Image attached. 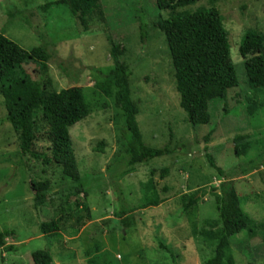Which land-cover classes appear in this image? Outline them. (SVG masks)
<instances>
[{
  "label": "rangeland",
  "instance_id": "obj_1",
  "mask_svg": "<svg viewBox=\"0 0 264 264\" xmlns=\"http://www.w3.org/2000/svg\"><path fill=\"white\" fill-rule=\"evenodd\" d=\"M54 1L0 0V32L24 50L41 45L50 53L46 76L53 90L81 88L88 113L68 129L80 184L67 181L52 162L20 155L0 96V230L13 232L4 242L15 247L0 249V264H34L35 250L47 251L49 264H171L159 244L174 252L178 264H201L217 241L206 233L220 230L219 187L229 179L241 209L264 224V88L247 85L237 51L245 31L264 33V0H219L214 5L227 31L238 84L227 90L226 111L221 101H214L209 122L196 126L178 105L168 50L156 27L167 11L158 10L153 0H99L103 21L91 19L82 30L64 5L43 10ZM208 6L199 1L187 9ZM111 45L117 48L118 61L131 69L124 81L143 143L153 148L168 143L169 155L126 164L114 87L109 95L96 88L112 67ZM24 68L33 81L39 79L33 64ZM34 118L33 147L49 156L38 111ZM237 144H245L246 152L236 157ZM206 153L222 174L208 166ZM161 168L167 169L162 178ZM148 178L162 202L137 209ZM31 181L45 182L46 187L33 191ZM40 193L44 201L35 205ZM191 194L196 202L188 216L181 197ZM128 209L132 211L117 214ZM51 220L57 222V231L42 234L40 224ZM226 253L233 264H260L264 242L260 236L246 239L238 233L229 239Z\"/></svg>",
  "mask_w": 264,
  "mask_h": 264
},
{
  "label": "trees",
  "instance_id": "obj_2",
  "mask_svg": "<svg viewBox=\"0 0 264 264\" xmlns=\"http://www.w3.org/2000/svg\"><path fill=\"white\" fill-rule=\"evenodd\" d=\"M199 1L207 2L209 6L187 9ZM218 1L153 0L158 10L168 12L166 17L156 22V27L162 32L168 50L175 89L179 97L178 105L192 126L205 125L209 122V104L214 101H221L223 111H226L227 90L238 84L234 65L230 60L227 31L214 6ZM52 4L67 7L82 30L88 29V22L91 19L103 21L99 0H57L44 4L43 10ZM138 30L139 37L143 40L145 25L142 18ZM237 51L243 59L242 66L247 85L250 88H264V33L259 30L245 31L238 43ZM109 56L112 67L107 71L105 80L97 84L96 88L104 95H109L110 88L114 87L113 99L121 111L124 130L126 164L133 165L169 155L172 149L168 143L161 148L149 147L143 143L135 121L137 109L129 99V89L124 81L130 74V66L118 61L115 45L109 48ZM49 58L50 53L43 46L24 50L0 32V96L5 110L4 119L17 136L20 155H28L43 164L52 162L60 167L67 181L80 184L68 129L87 116L88 108L79 86H70L58 91L50 87V80L46 76ZM29 63L33 64L39 73V79L36 81L30 78L24 68ZM36 111L39 112V120L45 126L44 139L48 142L49 156L33 147L36 139L34 135ZM101 145L100 143L99 150ZM245 152V144H237L233 148L236 157ZM205 158L210 168L222 174L221 168L210 155L206 153ZM166 172V168H161L159 177L162 178ZM30 187L33 191L40 192L45 189L46 183L31 181ZM142 187L144 190L142 202L136 206L137 209L157 206L162 202L150 178ZM78 190L79 188H76L75 192ZM219 192L221 196L217 211L220 230L215 234L206 233L217 238V241L212 255L201 264H233L226 253V248L229 239L238 233H243L246 239L260 236L264 242V224L255 221L241 209L240 199L233 188V180L222 182ZM181 199L184 201L182 210L191 216L195 208V194L183 195ZM43 201L42 193L34 198L35 205ZM128 211L132 209L117 214ZM57 228V222L53 220L42 222L39 226L42 234L56 232ZM12 234L9 229L0 230V249L15 248L4 242V238ZM158 248L168 255L171 264H178L170 248L163 244H159ZM31 258L34 264L50 263V255L45 250L33 251ZM260 264H264V261Z\"/></svg>",
  "mask_w": 264,
  "mask_h": 264
}]
</instances>
